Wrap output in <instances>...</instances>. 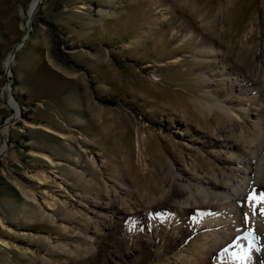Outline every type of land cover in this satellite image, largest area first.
I'll return each mask as SVG.
<instances>
[{
	"label": "rangeland",
	"instance_id": "374dc122",
	"mask_svg": "<svg viewBox=\"0 0 264 264\" xmlns=\"http://www.w3.org/2000/svg\"><path fill=\"white\" fill-rule=\"evenodd\" d=\"M242 127L264 141V0H0V264H261ZM224 174L242 195L201 200Z\"/></svg>",
	"mask_w": 264,
	"mask_h": 264
},
{
	"label": "bare ground",
	"instance_id": "6f19581e",
	"mask_svg": "<svg viewBox=\"0 0 264 264\" xmlns=\"http://www.w3.org/2000/svg\"><path fill=\"white\" fill-rule=\"evenodd\" d=\"M222 101L223 100L220 101L218 99L211 97L210 95H208L207 92H205V94L202 98L194 99L193 104H194L195 108L197 110H199L200 112H206V111L210 112L214 108L219 107L220 110L224 114L229 116V118L231 120H235L236 118L240 119L243 117L242 116L243 113L240 109L237 110V112L233 113V111L230 110V108L225 105V102L224 101L222 102ZM91 106L96 108L97 112L100 111V109L102 111H105V109L103 107L98 108V106H96L92 102H91ZM138 134H139V136H138V146H139L138 147V151H139L138 158H139V161H141V163L144 165V164H146L147 159H146L145 153H143V151L141 149L142 148L141 139L143 136H141L139 129H138ZM234 134L232 137H230L231 139L229 138L230 140H228L227 137H225L223 139L227 143L226 145L229 149L236 150V151H243V153H244L243 149L245 147L250 146V145H254V147H256L257 152L261 148L264 147V141L262 140L263 138L261 137V135H262L261 129L257 132V134H258V140L257 141H255L254 139H250L249 133H247L243 127L239 133H236L235 135ZM234 136H238L239 139L233 140L232 138ZM259 159H261L262 161H259ZM256 161H257V164H256L257 168L248 171V173L252 175V177L250 178L251 179L250 182H252V184H257L256 182H258V186L263 189L264 188V155L262 156V158H256ZM162 169H163L162 172L165 175L164 177L167 178L169 184H171L173 186V195L175 197H177L181 194H186L189 192L188 186H186L181 180H179L178 177H175V174L173 173V170H172V166L170 164H168V163L165 164ZM38 177H39V179H43V180L45 179L44 175H39ZM254 178L256 179L255 183H254ZM237 182H239V181H236L235 179H233V177H231L229 174H227L226 176H225V174L221 175L217 178L216 181L211 182V184H212L211 188L204 186L203 189L201 191H199V195H200L199 197L201 200H203V199L204 200L217 199L219 201L229 198L228 201L232 202L234 200V197H236L237 195H239V196L242 195L241 188H242L243 184H240L241 182L240 183H237ZM244 182H246V181H244ZM228 185H229V187H228ZM226 187L229 188V192H231L230 194L233 195V197H231V195H228V192H224V189ZM191 188H192L191 190L193 191V194H195L193 186H191ZM23 192L26 194V196L28 198L34 197V195L30 194L29 191L26 189H23ZM210 216L211 215L209 213L205 217H203L202 223L207 222L210 224L212 221H213L212 223H214V219L209 220ZM227 226L230 230L229 235H228L229 237L228 236L227 237L230 238L231 240H233L234 237L231 235V232H233V229L235 227L231 226L230 223H227ZM255 228H257V227H255ZM255 228L252 231L254 233L253 237H255V238H254L253 244L250 245V248H251V252H252V255H253V258L255 259V261H261V264H264V219L261 223V229L262 230L257 231V229H255ZM255 234H256V236H255ZM247 240H248V235L245 238V242H247ZM231 248H232V250H231L232 252L228 256V258L225 260L224 264H232V262L237 260V259L233 258V254L234 253L240 254L239 252H242L241 249H239L237 241H234L232 243ZM243 249H245V248H243ZM251 252H249V253H251Z\"/></svg>",
	"mask_w": 264,
	"mask_h": 264
},
{
	"label": "snow or ice",
	"instance_id": "6c2138e0",
	"mask_svg": "<svg viewBox=\"0 0 264 264\" xmlns=\"http://www.w3.org/2000/svg\"><path fill=\"white\" fill-rule=\"evenodd\" d=\"M249 198L250 199H257V197L255 195H252ZM259 200L264 201V193L260 194ZM261 213L264 214V209H261ZM233 258L234 259H238L241 262V264H246V261H247V258H248V253L247 252H243V253H240V254L234 253L233 254Z\"/></svg>",
	"mask_w": 264,
	"mask_h": 264
}]
</instances>
